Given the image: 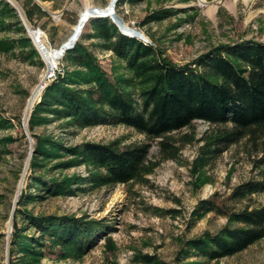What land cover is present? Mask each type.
Instances as JSON below:
<instances>
[{
	"label": "rangeland",
	"instance_id": "374dc122",
	"mask_svg": "<svg viewBox=\"0 0 264 264\" xmlns=\"http://www.w3.org/2000/svg\"><path fill=\"white\" fill-rule=\"evenodd\" d=\"M16 1L28 28L17 6L0 0V114L11 121V125L0 129V264L7 260L9 264L12 232L8 235L7 225L12 223L13 231L10 216L14 205L15 209L22 207L34 214H74L105 225L94 231L95 242L81 256L64 257L57 247L45 248L39 260L29 262L15 250L13 261L17 264H264V237L235 254L219 258H210L195 249L183 253L192 238L206 232L217 233L226 225H240L225 212L264 206V191L233 196L239 184L264 179V136L255 140L244 137L216 150L213 142L224 126L196 120L169 134L176 150L168 152L159 144L161 138L148 137L123 123L81 127L49 114L47 122L30 130L31 113L46 85L57 73L63 74L75 66L64 52L39 99L25 115L31 89L45 67L29 31L40 29L51 46H61L78 21L85 1L94 7H105L114 0ZM34 4L45 13L35 10L30 20L26 10ZM212 7L215 9L211 11ZM115 11L125 25L140 30L148 39L142 40L154 45L161 57L178 64L188 63L222 43L264 42V0H123L119 5L116 2ZM157 13L162 16H154ZM95 17L99 16L88 18L76 42L85 44L111 76L133 78L125 60L106 49L100 38L86 36L92 31L90 21ZM25 37L30 38L31 45L25 44ZM33 47L37 53H32ZM32 133L51 136L66 145L84 141L116 146L149 142L150 170L127 183L98 185L89 179L87 165L60 167L57 162L67 156L53 157L35 167V173L46 180L72 175L78 179L72 184L73 193L46 194L43 185L28 184L33 171ZM8 137L12 139L6 140ZM19 183L23 186L16 196ZM22 192L37 196L20 205L17 201ZM203 200L215 202L218 209L200 211ZM18 220L19 226H26V234H40L27 225L20 213ZM148 256L154 258L149 261Z\"/></svg>",
	"mask_w": 264,
	"mask_h": 264
},
{
	"label": "trees",
	"instance_id": "16d2710c",
	"mask_svg": "<svg viewBox=\"0 0 264 264\" xmlns=\"http://www.w3.org/2000/svg\"><path fill=\"white\" fill-rule=\"evenodd\" d=\"M121 2L118 0L117 5ZM35 10L45 13L40 5L34 4L26 10L28 19H32ZM18 22L21 24L19 19ZM90 22L92 31L85 33L86 36L100 38L106 49L125 60L134 77L111 76L87 46L77 41L65 51V57L75 67L63 74L57 73L46 85L31 113L30 130L36 124L47 122L49 114L81 127L123 123L148 137L161 138L159 144L168 152L176 150L169 134L191 126L196 120L224 126L214 139L216 150L220 145L228 146L244 137L255 140L264 136V42L222 43L188 63L178 64L161 57L154 45L123 34L108 17H95ZM24 40L25 44L31 42L29 37ZM31 51L37 53L34 47ZM9 125L10 119L0 114V129ZM32 135L35 139L30 163L33 171L28 184L43 185L46 194L73 193L72 184L78 179L72 175L46 180L35 173V167L53 157L67 156L57 162L60 167L87 165L89 179L98 185L127 183L150 170L149 142L116 146L84 141L66 145L51 136ZM260 191H264V179L249 180L236 186L233 196L240 198ZM36 196L22 192L17 203L24 204L27 198ZM216 209L218 205L211 200H203L199 205L200 211ZM19 213L29 227L39 231L38 236L26 234V226H19ZM224 214L240 225H226L217 233L206 232L192 238L183 253L195 249L210 258H219L235 254L264 237V206ZM104 227L84 216L34 214L17 207L13 212L9 264H17L13 261L15 250L21 252V259L29 262L39 260L45 248L57 247L64 257L81 256L95 242L94 231ZM152 258L148 256L147 260Z\"/></svg>",
	"mask_w": 264,
	"mask_h": 264
},
{
	"label": "bare ground",
	"instance_id": "6f19581e",
	"mask_svg": "<svg viewBox=\"0 0 264 264\" xmlns=\"http://www.w3.org/2000/svg\"><path fill=\"white\" fill-rule=\"evenodd\" d=\"M13 5L17 6L18 8L21 9L20 4L16 1V0H9ZM248 1V0H246ZM113 2V1H112ZM109 4V3H108ZM106 5L105 7H102V9H100V12H104V11H108L109 9H111L112 3H110L109 5ZM93 7L90 3H88L87 1H85L84 4V8L80 11V15H79V19L78 21L72 25V31L69 34V36L67 37L66 40H68L70 37L74 36V33L77 31V29L79 28V25L84 23L81 27V31L86 23V21L88 20L89 17L94 16V10ZM107 8V9H105ZM215 9L214 7L211 8V11ZM127 27V25H125ZM127 31L129 33L133 32V28L129 27L127 28ZM144 39H146L144 37ZM43 56H44V61H45V67L42 70L38 82L32 87L31 89V93L26 101V105L24 108V114L28 115L33 104L39 99L40 93L42 91V89L44 88V86L47 84L48 79L50 78L49 73L53 72L57 67H58V59L61 57L60 54V45L57 47L54 46H47V48L45 50H43ZM27 167V166H25ZM25 176V175H24ZM21 181V180H20ZM22 184H18L17 190H16V196L19 195L21 188H22ZM117 194V193H116ZM8 230L10 229V223L8 222L7 225Z\"/></svg>",
	"mask_w": 264,
	"mask_h": 264
},
{
	"label": "water",
	"instance_id": "95a60500",
	"mask_svg": "<svg viewBox=\"0 0 264 264\" xmlns=\"http://www.w3.org/2000/svg\"><path fill=\"white\" fill-rule=\"evenodd\" d=\"M8 1H9V0H8ZM9 2H10V1H9ZM116 2H117V0H114V1L112 2L111 9H109L108 11H104V12H100V9H102V7H93V10H94L93 15H94V16H99V17L110 16V18L112 19V21L118 25L120 31H121L123 34H126V35L129 34V36H136V37H139V38H141V39H144L143 33H142L140 30L136 29V28H133V32H132V33H129V32L127 31V28H129V26H127V27L125 26V22L123 21L122 18H120V17L118 16V14H117L116 11H115ZM10 3H11V2H10ZM11 4H12V3H11ZM16 8H17V11H18V13H19V15H20L22 21L24 22L25 26H27V28H28L27 21H26V18H25V16H24L23 12L21 11L20 8H18V7H16ZM105 9H107V8H105ZM83 24H84V23H82V24L79 25V28H78L77 31L74 33V36L70 37L68 40H66L65 42H63V43L61 44V46H60V54H61V55H62L66 50H68V49H70V48H72V47L74 46L76 40L78 39L79 35L81 34V27H82ZM144 40H147V41H148L147 38L144 39ZM49 75H50V73H49ZM23 126L25 127V123H23ZM29 159H30V154H29V156H28V160H29ZM16 200H17V198H16ZM14 209H15V205H14L13 208H12V212H11L10 220H12V218H13V212H14ZM11 232H12V223L10 224V230H9V234H8V235H10ZM6 264H8V260H7Z\"/></svg>",
	"mask_w": 264,
	"mask_h": 264
},
{
	"label": "built area",
	"instance_id": "2783aa9c",
	"mask_svg": "<svg viewBox=\"0 0 264 264\" xmlns=\"http://www.w3.org/2000/svg\"><path fill=\"white\" fill-rule=\"evenodd\" d=\"M30 36L32 39L33 44L35 45V48L38 50V52L40 53L42 59L44 60V56H43V50H45L47 48V46H51L50 43H48L43 36V31H41L40 29H31L30 31Z\"/></svg>",
	"mask_w": 264,
	"mask_h": 264
}]
</instances>
